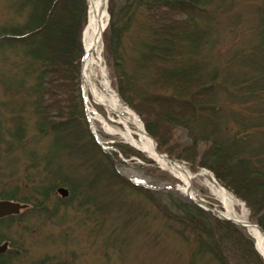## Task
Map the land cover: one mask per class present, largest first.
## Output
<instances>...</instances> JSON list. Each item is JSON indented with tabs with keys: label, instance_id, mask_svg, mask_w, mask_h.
Listing matches in <instances>:
<instances>
[{
	"label": "trees",
	"instance_id": "16d2710c",
	"mask_svg": "<svg viewBox=\"0 0 264 264\" xmlns=\"http://www.w3.org/2000/svg\"><path fill=\"white\" fill-rule=\"evenodd\" d=\"M19 1L16 4L26 10L27 17L22 24L0 29V46L25 45L19 62L24 77L17 84H3L16 96L26 93L34 98L40 135L69 139V155L79 159L78 169L85 167L82 187L88 199L79 205L89 212L112 206L111 199L101 206L94 196L87 195V189L91 192L100 181L107 180L109 190L116 186L121 192L131 189L148 195L172 231L192 238L197 254H209L218 264H231V257L244 264H264L253 250L254 241L241 226L171 192L167 194L169 203H165L157 193H148V189L126 180L116 170L112 155L121 165L126 163L117 152L111 155L103 150L90 131L81 81L85 56L82 35L88 23L89 0ZM209 4L210 0H109L110 23L103 35L109 79L122 102L136 112L154 138L160 153L187 164L193 173L209 170L222 187L245 204L249 221L264 231V156L245 152L241 132L223 139L219 73L202 76L193 60L209 35L202 26V21L210 18ZM262 38L260 46H264V33ZM28 75L35 78L29 89L25 83ZM259 81H240L233 95L248 100L264 96V89L257 87ZM117 147L126 159H145L137 150ZM17 191L0 198L14 200ZM48 199L47 192L43 201L23 200V204L31 205L23 213L38 210L50 217L45 205ZM116 203L118 208L134 209L128 225L149 212L139 202L122 199ZM16 218H3L0 224ZM12 254L7 250L0 255V264H11ZM39 264L51 261L45 259Z\"/></svg>",
	"mask_w": 264,
	"mask_h": 264
},
{
	"label": "rangeland",
	"instance_id": "374dc122",
	"mask_svg": "<svg viewBox=\"0 0 264 264\" xmlns=\"http://www.w3.org/2000/svg\"><path fill=\"white\" fill-rule=\"evenodd\" d=\"M17 1L19 0H0V29L25 21L27 12L20 8V4H16ZM209 10L210 18L202 21V26L209 31V35L194 54L193 60L200 67L202 76L219 73L218 93L223 108L220 128L225 134L223 139H231L241 132V138L245 140V152L261 153L263 157L264 96L248 100L233 93L237 94L235 87L242 80L258 79L260 81L257 87L264 89V46H260L264 33V0H210ZM85 30L86 28L82 35L83 45ZM2 47L1 45L0 197L4 194L12 195L17 189L18 193L14 200H0L23 203V200L29 199L36 203L43 201L48 192L49 199L45 205L51 212L50 217L38 210L22 212L18 218L0 224V246L9 242L8 250L13 252L11 264H39L45 259H49L51 264H218L211 260L209 254H197L191 237H183L172 231L146 194L139 195L131 189L121 192L116 186L114 190H109L106 187L107 180H102L91 192L87 189V195L94 196L101 206L109 204L111 200L114 204L107 205L102 210L92 208L90 212L86 206L79 205L81 201L86 202L88 199L83 195L82 187L85 184V167L81 165L78 169L79 159L69 155L68 138L56 137L54 140L52 135H40L34 98L26 93L16 96L5 88L3 81L17 84L24 77L19 62L26 47L23 44ZM104 54L103 42L102 56L107 82L116 92L109 79ZM34 80L33 75L25 78L28 89ZM95 84L98 87L100 85L98 81ZM85 97L90 131L99 137L101 143H98L103 150L109 154L117 152L118 158L126 163L127 166L121 165L111 154L116 162V170L126 180L148 189V193H157V197L165 203H169V192L184 201H190L179 190L181 182L163 170L146 152L130 145L121 134L106 131L105 125L111 123L113 129L125 130L118 115L107 111L91 96ZM131 129L137 131L134 126ZM135 137L138 138L137 135ZM118 145L125 150L141 152L145 159H126ZM147 160L153 161L155 165ZM181 164L189 169L187 164ZM137 165L143 168L137 169ZM193 174L196 176L193 187L201 198L200 201L219 211L221 209L222 212L223 203L212 188V185L219 184L215 176L205 169ZM74 179L76 183H72ZM61 187L69 191L67 198H62L58 193ZM122 199L139 202L149 212L128 225L129 218L135 211L125 206L118 208L116 202ZM236 207L238 214L246 212L249 219L246 207ZM241 228L254 241L253 250L264 262L256 249L255 239L247 228ZM154 235L158 239H154ZM230 261L231 264H244V261L239 258L236 260L235 257H231Z\"/></svg>",
	"mask_w": 264,
	"mask_h": 264
},
{
	"label": "bare ground",
	"instance_id": "6f19581e",
	"mask_svg": "<svg viewBox=\"0 0 264 264\" xmlns=\"http://www.w3.org/2000/svg\"><path fill=\"white\" fill-rule=\"evenodd\" d=\"M108 4L109 0H90L89 3V21L84 33L85 57L82 64V84L86 96L87 98L91 96L96 103L103 105L107 111L118 115L120 123L125 128L124 131H122L123 129L119 131L115 130L110 126L112 124L110 122V125H105L106 131L111 134H121L130 145L138 150L146 152L163 170L167 171L181 182L179 190L188 199H197L200 201L201 198L198 197L193 187L196 176L184 164L169 160L156 151L152 139L146 133L144 125L141 124L142 122L135 114L136 112L122 103L118 94L113 91L107 82L102 56V36L105 32L104 30L107 28L109 20ZM95 81L100 83L99 87L95 84ZM99 117L104 120V124H107L103 117ZM131 126H134L137 131H132ZM135 135H137L138 138H136ZM212 188L213 192L223 203L224 210L222 213L248 229L249 233L255 239L257 251L264 259V233L251 224L247 218L246 212L238 214V211H236V206L239 205L245 209V205L236 197L232 196L221 185H212Z\"/></svg>",
	"mask_w": 264,
	"mask_h": 264
},
{
	"label": "water",
	"instance_id": "95a60500",
	"mask_svg": "<svg viewBox=\"0 0 264 264\" xmlns=\"http://www.w3.org/2000/svg\"><path fill=\"white\" fill-rule=\"evenodd\" d=\"M109 22H110V15H109L107 27L109 25ZM102 40H103V36H102ZM83 93H84V96H86L84 91H83ZM94 135L97 137V135L95 133H94ZM149 137L152 139L153 146L156 149V151L160 155H163V156L167 157L169 160H172L166 154L160 153L157 149V143L154 140V138L151 137L150 135H149ZM139 151H141V150H139ZM172 161H176V160H172ZM58 193L61 195L62 198H67L69 196V191L65 188H62V187L58 189ZM188 200H190L191 202H193L197 206L201 207L202 209L215 214L216 216H218L221 219H225V220L231 221V222H233L239 226H242L240 223L236 222L235 220H233L229 217H226L221 211L214 209L210 206H207L206 204H204L203 202H201L197 199H194V200L188 199ZM29 207L30 206L28 204H23V203L11 201V200H0V220L3 218L11 217V216H19L23 211L27 210ZM251 224H253L255 227L259 228L264 233V231L262 230V228L258 224H255V223H251ZM242 227H244V226H242ZM8 249H9V242H5L3 245L0 246V255L5 254Z\"/></svg>",
	"mask_w": 264,
	"mask_h": 264
}]
</instances>
